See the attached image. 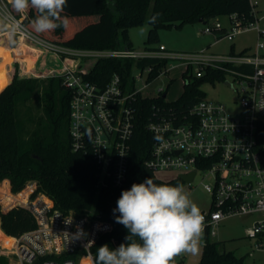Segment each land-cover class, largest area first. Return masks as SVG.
I'll return each instance as SVG.
<instances>
[{
	"label": "built area",
	"instance_id": "2783aa9c",
	"mask_svg": "<svg viewBox=\"0 0 264 264\" xmlns=\"http://www.w3.org/2000/svg\"><path fill=\"white\" fill-rule=\"evenodd\" d=\"M260 2L249 0L255 18L251 23L243 24L236 14L228 15L231 29L225 28L224 34L233 40L237 34L255 29L258 33L255 51L228 55H206L204 49L181 55L169 51L163 44L149 49L74 48L36 34L6 0H0V17L15 18L20 25L15 34L75 59L74 67L64 64L52 73L62 76L63 84L71 91L69 133L72 149L85 153L91 151L97 162L100 181H110L114 186H122L127 178L137 121V98L158 97L166 92L159 87L155 95L143 94L153 80L178 65L171 59H185L182 63L184 71L196 64L197 77L204 75L208 68L232 76L234 85H239L240 110L236 114L225 104L206 97L181 116L174 112L167 115L160 108L154 112L146 128L156 139L145 165L155 175L161 171L174 172V179L193 171H196L194 179L201 171L211 176L213 182L204 184L211 194V206L208 210H201L204 216L202 242L207 235L216 237L217 228L225 220L241 216L253 218L246 227V236L256 239V247L264 248V29L257 23ZM215 26L223 29L220 22ZM208 30H212L211 27L204 29L205 32ZM4 35L10 36L7 30L2 32L1 36ZM101 57L155 58L159 62L165 60L167 64L153 79L150 76L154 65H135L127 81L115 73L101 87L86 77L88 68L78 65ZM136 70L139 71L135 73ZM138 80L143 81L139 88L136 87ZM36 190V181H30L17 194L9 192V206L28 209L36 226L10 236L14 240L13 247L0 244V256H14V262L8 261L7 264H93L95 253L92 248L102 235L112 230V224L88 214L63 212L54 207L45 193L38 192L34 197ZM18 194L22 196L16 197Z\"/></svg>",
	"mask_w": 264,
	"mask_h": 264
},
{
	"label": "trees",
	"instance_id": "16d2710c",
	"mask_svg": "<svg viewBox=\"0 0 264 264\" xmlns=\"http://www.w3.org/2000/svg\"><path fill=\"white\" fill-rule=\"evenodd\" d=\"M15 13L34 31L32 21L38 14L36 10L30 8L23 14ZM230 14H236L243 24L255 20L249 0H67L58 21L60 27L51 32H34L47 40L74 48H132L131 27L148 23L147 42L155 43L159 41L163 28H182L196 22L209 24L219 16ZM211 29L218 30L215 25ZM223 30L225 34L226 29ZM12 61H15L16 69L11 79L9 64ZM41 61L44 62L43 73L50 74L64 64L69 67L76 64L75 59L53 53L20 35L0 38V181L9 179L15 193L23 190L28 182L36 181V192L48 195L55 208L110 222L112 230L102 235L92 249L96 254L97 248L104 244L116 248L127 242L125 237L128 235L127 229L115 221L113 214L122 190L130 189L133 183H141L146 178H152L157 184L182 183L180 179L162 180L145 165L156 139L147 130L146 123L159 108L167 115L188 113L194 104L205 98L201 84L224 80L226 73L208 68L204 75L190 80L189 71H185L184 90L176 100L168 101L164 97L166 92L158 97L137 98V121L127 178L122 186H114L110 181H100L97 162L91 151L85 153L72 149L69 133L71 91L63 84L60 75L32 76ZM166 64L165 60L159 62L155 58L135 60L121 57H101L93 62L78 63L88 68L86 77L101 87L115 73L127 81L135 65H154L150 76L153 79ZM31 101L42 112H37L35 106L29 104ZM0 221L1 229L10 236L36 226L32 213L22 206H13L6 212L0 210ZM240 263L241 257L233 251L222 250L218 241L209 235L205 237L199 264ZM0 264H7L2 256Z\"/></svg>",
	"mask_w": 264,
	"mask_h": 264
},
{
	"label": "rangeland",
	"instance_id": "374dc122",
	"mask_svg": "<svg viewBox=\"0 0 264 264\" xmlns=\"http://www.w3.org/2000/svg\"><path fill=\"white\" fill-rule=\"evenodd\" d=\"M6 1L9 3V0ZM257 16L259 17L257 23L259 24L260 28L264 29V0H261L259 4ZM0 19L2 18L0 17ZM217 22H220L223 28L228 30L231 29V22L228 15H222L217 19L212 20L209 24L196 22L186 24L182 28H163L160 30L159 41L155 43L147 42L148 31L150 29V25L148 23L134 26L129 29V36L132 42L131 47L132 49H149L151 47H159V45L163 43L169 51H173L181 55L198 53L202 49L205 50L206 55H228L230 53L238 54L241 52L253 53L255 51L258 40V33L255 29L250 28L245 30L237 34L233 40H229L223 36V29H218L216 31L208 30L207 32L204 31L206 27H211ZM5 37L8 36L4 35L0 38ZM262 53H264V50ZM184 61L185 59L183 58L171 59L172 63H176L178 65L175 68H172L168 73L153 80L149 88L143 90V94L155 95L157 94L156 90L159 87H163L166 90V99L168 101L176 100L184 90L185 65L182 64ZM17 64L20 71V61H18ZM43 64L44 62L41 61L36 65L35 72L32 74V76H54L50 73H43ZM9 68L12 77L16 69L15 61H12L9 64ZM196 70L197 65H191L189 68L190 80L197 77ZM138 71L139 70H136L135 73ZM19 76L23 77L20 74ZM144 77H146V74H144ZM46 79L47 78H44V80ZM142 85L143 81L138 80L136 82L137 88L141 87ZM238 88L239 85L237 83L234 85L233 83V77L227 74L224 80L215 79L214 81H208L201 84V89L205 92L206 98L225 104L226 108L235 114L240 110V104L238 102ZM29 104L33 107L35 106L34 101H31ZM23 109L26 110L25 107H23ZM36 110L37 112H42L40 109L36 108ZM175 175L176 174L174 172L161 171L156 173V176L162 180H172L174 179ZM6 180L7 179H3L0 181V210L3 212H6L11 208L8 203L11 200L10 193L13 192L11 190V183L9 184ZM212 182L213 179L211 176L201 171L191 184L182 181L181 185L183 186L185 192L190 195L192 201L197 204L200 210H208L211 206V194L205 189L204 184ZM37 194L38 192H36L34 197ZM15 196L21 197L22 195L18 194ZM252 220L253 218H244L241 216L231 217L225 220L217 228V236L212 238L218 241V245L222 250H231L238 257H241L240 264H264V248L256 247V239L246 236V227L252 222ZM0 231L2 233V237H0V239L7 240L2 246L11 248L10 244L8 243L10 235L4 233L1 228ZM202 241L203 237L201 240L200 249L197 253L177 254L173 258L172 264H199L203 251ZM2 257L5 259L6 263H8V261L14 262V256Z\"/></svg>",
	"mask_w": 264,
	"mask_h": 264
},
{
	"label": "clouds",
	"instance_id": "9594fccd",
	"mask_svg": "<svg viewBox=\"0 0 264 264\" xmlns=\"http://www.w3.org/2000/svg\"><path fill=\"white\" fill-rule=\"evenodd\" d=\"M15 12L30 8L38 13L32 21L36 33L60 27L67 0H9ZM20 25L14 17L0 19V32L15 35ZM119 215H115V213ZM115 221L127 229L126 243L116 248H97L93 264H172L180 253H197L204 216L182 185L157 184L152 178L122 190L113 209Z\"/></svg>",
	"mask_w": 264,
	"mask_h": 264
},
{
	"label": "water",
	"instance_id": "95a60500",
	"mask_svg": "<svg viewBox=\"0 0 264 264\" xmlns=\"http://www.w3.org/2000/svg\"><path fill=\"white\" fill-rule=\"evenodd\" d=\"M164 97H166V94H164ZM90 137L91 135L88 136V138ZM195 174H196V171H193L190 174H181L180 179L184 182L190 183L194 179Z\"/></svg>",
	"mask_w": 264,
	"mask_h": 264
},
{
	"label": "bare ground",
	"instance_id": "6f19581e",
	"mask_svg": "<svg viewBox=\"0 0 264 264\" xmlns=\"http://www.w3.org/2000/svg\"><path fill=\"white\" fill-rule=\"evenodd\" d=\"M52 51V50H51ZM53 53H56V54H60V53H58V52H54V51H52ZM7 240L6 239H0V244L1 245H3L5 242H6ZM13 238L12 237H10V239L8 240V243L10 244V246L11 247H13Z\"/></svg>",
	"mask_w": 264,
	"mask_h": 264
},
{
	"label": "crops",
	"instance_id": "0c3cea01",
	"mask_svg": "<svg viewBox=\"0 0 264 264\" xmlns=\"http://www.w3.org/2000/svg\"><path fill=\"white\" fill-rule=\"evenodd\" d=\"M161 44H163V43H161ZM163 45H165V44H163ZM11 79H12V77H11ZM9 184H10V182H9V180L7 179L6 180ZM0 228H1V221H0ZM2 230V229H1ZM3 231V230H2Z\"/></svg>",
	"mask_w": 264,
	"mask_h": 264
}]
</instances>
